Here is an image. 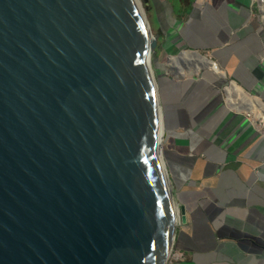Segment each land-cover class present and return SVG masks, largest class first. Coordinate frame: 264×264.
<instances>
[{"label":"water","instance_id":"water-1","mask_svg":"<svg viewBox=\"0 0 264 264\" xmlns=\"http://www.w3.org/2000/svg\"><path fill=\"white\" fill-rule=\"evenodd\" d=\"M174 4L0 0V264H168Z\"/></svg>","mask_w":264,"mask_h":264},{"label":"crops","instance_id":"crops-1","mask_svg":"<svg viewBox=\"0 0 264 264\" xmlns=\"http://www.w3.org/2000/svg\"><path fill=\"white\" fill-rule=\"evenodd\" d=\"M175 6L179 28L168 46L205 53L223 75L205 68L160 85L168 167L186 217L175 249L185 260L169 264H264V133L254 126L264 110L249 109L264 106V29L252 0Z\"/></svg>","mask_w":264,"mask_h":264},{"label":"bare ground","instance_id":"bare-ground-1","mask_svg":"<svg viewBox=\"0 0 264 264\" xmlns=\"http://www.w3.org/2000/svg\"><path fill=\"white\" fill-rule=\"evenodd\" d=\"M252 1H253V6H254L255 10L260 9V7L262 5V0H252ZM180 59L185 60L184 66L183 65H179V66L177 65L178 60L180 61ZM169 62L171 63V67L169 68L171 74L175 75L176 78H178V79L184 78L186 69H190L191 67H193L194 70H196V72H200L202 69L206 68V69L212 70L214 73L218 74L219 76L223 75L221 70L219 69V67L216 65L215 62L211 61L210 59H208L207 57H205L203 55H200L198 52L183 51V53L180 55L179 58L169 57ZM177 69H179V70H177ZM228 93H229V95H232L233 92H231V89H229ZM231 102L236 107L235 100L232 99ZM258 105H260V106H258ZM238 109H240V107ZM249 109L254 114H256V116L258 117L259 115H263L262 111L264 110V106L259 101H257L255 104H252V107Z\"/></svg>","mask_w":264,"mask_h":264},{"label":"rangeland","instance_id":"rangeland-1","mask_svg":"<svg viewBox=\"0 0 264 264\" xmlns=\"http://www.w3.org/2000/svg\"><path fill=\"white\" fill-rule=\"evenodd\" d=\"M177 0H175L176 2ZM182 1H185V0H182ZM187 3H188V0H187ZM252 4H253V1H252ZM175 11H178L176 8V6L174 7ZM174 11V14H173V21H172V26H171V30H170V34H169V37H168V40L166 42V45H165V48H164V52H163V57H162V62H161V67H160V74H159V84L161 85L163 82L165 81H180V80H183L184 78H199L201 76H203L202 74H204V71L205 69H202V71L200 72H196V70H194L193 67H191L190 69H186V72H185V77L182 78V79H177L175 78L176 76L171 74L170 72V67H171V63L169 62V57H176L178 56L177 58H179V52L180 51H187V50H180L182 48V45L180 44H174L172 43V45L170 44V46H168L170 40H171V37H174L177 32H178V28H179V15L176 14V12ZM179 13V11H178ZM174 45V46H173ZM193 51V50H192ZM198 52L200 55H203V56H206L205 53L203 52H199V51H196ZM207 57V56H206ZM210 59V58H209ZM176 64V63H175ZM177 65H185V60L184 59H180V61L178 60V63ZM179 70V69H177ZM257 118V117H256Z\"/></svg>","mask_w":264,"mask_h":264},{"label":"built area","instance_id":"built-area-1","mask_svg":"<svg viewBox=\"0 0 264 264\" xmlns=\"http://www.w3.org/2000/svg\"><path fill=\"white\" fill-rule=\"evenodd\" d=\"M256 12H257V17H258L259 23L264 29V0H262V5H261L260 9L256 10ZM259 119L260 120H258L254 124V126L257 128V130L260 133H264V120H262L261 117ZM174 260L184 261L185 260V254L182 252H177L174 250V252L171 254V256L168 260V264Z\"/></svg>","mask_w":264,"mask_h":264}]
</instances>
